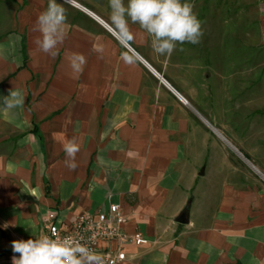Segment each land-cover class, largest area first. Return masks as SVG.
<instances>
[{"label": "crops", "instance_id": "1", "mask_svg": "<svg viewBox=\"0 0 264 264\" xmlns=\"http://www.w3.org/2000/svg\"><path fill=\"white\" fill-rule=\"evenodd\" d=\"M245 1L251 45L263 48L264 0ZM47 3L0 0V98L24 95L21 107L0 103V264H11L15 237L43 231L48 214L64 224L110 203L128 217V233L148 239L124 244L116 264H264V61L256 76L249 61L244 107L218 113L209 79L221 76L206 71L200 41L168 57L137 35L128 50L141 60L126 66L108 0H57L66 38L50 57L33 30ZM73 53L87 61L79 78ZM231 72L223 78L235 100ZM72 138L74 171L63 151ZM187 203L189 222L179 224Z\"/></svg>", "mask_w": 264, "mask_h": 264}, {"label": "clouds", "instance_id": "2", "mask_svg": "<svg viewBox=\"0 0 264 264\" xmlns=\"http://www.w3.org/2000/svg\"><path fill=\"white\" fill-rule=\"evenodd\" d=\"M108 5V27L124 49L120 59L126 66H135L141 60L137 53L128 50L137 35L146 37L156 54L168 57L176 50L177 44H197L202 36L201 21L193 11L194 5L188 0H108ZM66 20L63 6L57 0H48L33 29L39 33L34 43L40 52L50 57L59 54V46L66 38L63 27ZM132 25L138 26V32L133 31ZM94 51L103 54L104 48L98 45ZM69 63L76 78H79L87 61L83 54L73 53ZM0 103L8 110L21 107L23 92L10 89L7 96L0 98ZM63 151L66 154L65 166L74 171L77 167L76 154L80 151L76 139L66 140ZM11 247L13 253L18 254L13 255L12 264H105L101 254L76 237L41 235L34 239L13 240Z\"/></svg>", "mask_w": 264, "mask_h": 264}, {"label": "rangeland", "instance_id": "3", "mask_svg": "<svg viewBox=\"0 0 264 264\" xmlns=\"http://www.w3.org/2000/svg\"><path fill=\"white\" fill-rule=\"evenodd\" d=\"M188 2L194 5L193 11L201 21L200 42L204 45L202 49L206 71L219 72L221 76L215 81L213 75L209 79L210 88L215 87L216 91L214 105L218 109L217 112H222L234 105H237L239 112L240 107L245 105L244 91H241L240 87L245 72L249 73L247 70L250 66L249 61L251 59L254 76L261 73L260 63L264 61V47L251 45L249 30L252 12L246 7L248 3L245 0H188ZM230 70L235 71L237 77L235 100L232 93L229 97L223 78L224 75L228 76ZM236 120V122H243L239 113ZM210 131L212 132L211 129ZM212 134L214 135V132ZM213 135H208L211 140L217 136Z\"/></svg>", "mask_w": 264, "mask_h": 264}, {"label": "built area", "instance_id": "4", "mask_svg": "<svg viewBox=\"0 0 264 264\" xmlns=\"http://www.w3.org/2000/svg\"><path fill=\"white\" fill-rule=\"evenodd\" d=\"M128 217L121 211L120 206L110 203L105 209L97 212H83L69 222L59 224L53 213L45 219L43 231L34 237H15L13 240L37 238L41 235H49L54 238L76 237L82 239L85 246L92 248L104 258L105 264H116L124 259L123 245L133 242L142 245L148 239L139 231L128 233L125 230ZM115 244V248L102 244ZM13 253L10 257L12 264Z\"/></svg>", "mask_w": 264, "mask_h": 264}, {"label": "water", "instance_id": "5", "mask_svg": "<svg viewBox=\"0 0 264 264\" xmlns=\"http://www.w3.org/2000/svg\"><path fill=\"white\" fill-rule=\"evenodd\" d=\"M189 210H190V204L187 203L186 206L178 214V216H176L174 221L179 224H187L189 222L188 220Z\"/></svg>", "mask_w": 264, "mask_h": 264}, {"label": "trees", "instance_id": "6", "mask_svg": "<svg viewBox=\"0 0 264 264\" xmlns=\"http://www.w3.org/2000/svg\"><path fill=\"white\" fill-rule=\"evenodd\" d=\"M22 53H23V48H22Z\"/></svg>", "mask_w": 264, "mask_h": 264}]
</instances>
